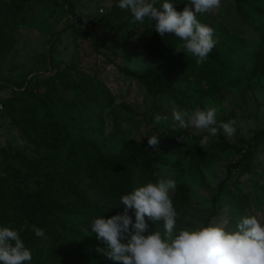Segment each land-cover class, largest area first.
Segmentation results:
<instances>
[{
  "label": "trees",
  "instance_id": "16d2710c",
  "mask_svg": "<svg viewBox=\"0 0 264 264\" xmlns=\"http://www.w3.org/2000/svg\"><path fill=\"white\" fill-rule=\"evenodd\" d=\"M25 1L0 0V54L12 49V31L22 19L20 7ZM225 1L234 4L239 16L255 19L259 25L255 30L259 42L241 47L235 45L236 36H233L234 45L225 48L224 39L231 33L229 28L218 25L216 18L197 14L199 22L215 27L213 39L217 41L204 62L197 64V58L191 54L175 52L173 47L181 41L174 33L161 37L147 18L134 23L128 11L117 29H121L122 39L134 49L136 44L132 38L136 27L141 28L137 40L146 49L151 67L139 71L121 67V70L140 81L150 93L172 99L188 109L198 103L204 92L218 93L249 83L255 70L246 64L251 59L257 60L259 45L264 41V0ZM149 2L163 10L164 0ZM169 2L179 12L190 0ZM260 16L261 22L256 19ZM83 36L89 37L90 33L84 32ZM72 71H78L80 79L76 80ZM33 78L32 75L24 82L0 84V90L9 87V83L17 87L8 95L0 96V118L7 117L35 152L29 158L18 149L2 152L0 227L24 229L20 236L32 253V260L24 264H121L97 251L105 249L106 244L91 232L90 222L101 215L107 219L122 214L121 195L148 181L156 182L162 162L160 153L150 152L141 144L120 155H110L106 147L119 141L115 136L119 129L105 141L99 137L107 121L103 108L111 107L114 97L97 74L82 67L78 55L55 72ZM70 83L74 85L72 100L65 98L59 89L60 85L69 87ZM205 84L210 87L206 88ZM253 140L248 149L240 151L239 157L228 164L229 170L244 172L256 168L264 128L256 131ZM36 175L43 177L42 182H36L33 189L22 186L21 179ZM238 196L229 185L222 183L213 200L218 208L233 209V203L240 202ZM249 198L242 203H247ZM253 199L258 208L264 197L256 193ZM175 200H172L174 208L187 203L183 195H177ZM128 214L134 222V210L130 209ZM149 221L146 217V223ZM32 225L43 229L45 236H36ZM148 229L150 233L157 230L151 224Z\"/></svg>",
  "mask_w": 264,
  "mask_h": 264
},
{
  "label": "rangeland",
  "instance_id": "374dc122",
  "mask_svg": "<svg viewBox=\"0 0 264 264\" xmlns=\"http://www.w3.org/2000/svg\"><path fill=\"white\" fill-rule=\"evenodd\" d=\"M118 3L119 0H26L20 7L22 19L12 31V49L0 54V84L24 82L32 75V80L42 78L78 55L82 67L97 74L114 97L113 105L103 108L107 121L99 140L109 139L119 129L115 134L119 141L106 147L112 157L141 144L150 152L160 153L159 178L176 182L175 190H169L171 200L177 195H183L187 200L175 208L177 229L196 227L195 221L223 223L226 230L233 229L246 215H255L264 224V199L260 200L258 208L253 199L256 193L264 197V142L256 155L255 169L244 172L228 169V164L239 157L240 151H245L253 143L256 131L264 128V41L259 45L257 60L251 59L246 64L255 70L249 83L218 93L204 92L198 103L188 109L172 99L150 93L140 81L121 70V67L136 71L148 69L151 59L137 40L141 31L139 26L132 38L136 44L134 49L122 39L121 29L117 26L126 19L128 11L120 9ZM204 14L216 18L218 25L229 28L231 33L224 39L225 48L234 45L233 36H236L235 45L241 47L259 42L255 34L259 25L255 19L239 16L232 2L221 0L218 9ZM256 19L263 20L261 16ZM84 32H89L90 36L84 37ZM72 75L76 80L81 76L78 71H72ZM8 85L10 88L0 90V96L17 89L11 83ZM205 87L210 85L205 84ZM73 88L70 83L69 87L60 85L59 89L65 98L72 100L75 97ZM173 106L190 111L215 108L217 135L211 136L194 128H180L172 119ZM156 115L168 119L157 123ZM230 120L236 121V131L231 137L219 128L220 122ZM153 135L159 138L158 149L147 143V136ZM205 136L208 137L207 149L199 145ZM4 149L22 150L28 158L35 153L32 144L21 137L7 117L0 118L1 158ZM42 180V176L36 175L21 179V182L22 186L33 189L35 183ZM222 183L239 195L240 202L233 203V209L218 208L213 200ZM248 197L249 201L242 203ZM149 224L152 229L164 231L162 222L149 221ZM148 234L150 231L145 233Z\"/></svg>",
  "mask_w": 264,
  "mask_h": 264
},
{
  "label": "clouds",
  "instance_id": "9594fccd",
  "mask_svg": "<svg viewBox=\"0 0 264 264\" xmlns=\"http://www.w3.org/2000/svg\"><path fill=\"white\" fill-rule=\"evenodd\" d=\"M220 4L221 0H190L178 12L169 0H164L163 10L149 0H119L118 7L130 11L134 23L147 18L161 37L174 33L181 41L173 47L175 52L191 54L200 64L217 41L213 39L214 30L199 22L197 14L213 12ZM171 114L182 129L194 128L211 136L218 133L215 108L190 111L173 106ZM167 119V116H155L157 123ZM235 125L236 121L230 120L220 122L219 128L231 137ZM147 143L158 149L160 141L153 135L147 136ZM199 145L207 149L208 137L201 139ZM175 188L174 180L159 178L121 195L122 214L107 219L101 215L90 222L91 232L106 244L105 249L97 251L121 264H264V224L257 216L246 215L237 221L235 228L227 230L223 223L212 221H195L196 227L177 229V212L169 196V190ZM130 209L134 210V222L128 214ZM146 217L156 224L162 222L164 231L145 235L149 228ZM31 229L36 236H45L43 229L35 225ZM22 231L23 228L0 227V264H24L32 260L31 251L21 239Z\"/></svg>",
  "mask_w": 264,
  "mask_h": 264
}]
</instances>
